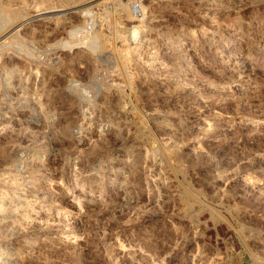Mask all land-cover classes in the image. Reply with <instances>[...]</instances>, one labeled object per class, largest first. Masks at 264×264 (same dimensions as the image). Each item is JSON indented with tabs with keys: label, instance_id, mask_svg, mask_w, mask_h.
<instances>
[{
	"label": "rangeland",
	"instance_id": "rangeland-1",
	"mask_svg": "<svg viewBox=\"0 0 264 264\" xmlns=\"http://www.w3.org/2000/svg\"><path fill=\"white\" fill-rule=\"evenodd\" d=\"M67 5L0 44V264H264V0L0 23Z\"/></svg>",
	"mask_w": 264,
	"mask_h": 264
},
{
	"label": "bare ground",
	"instance_id": "bare-ground-1",
	"mask_svg": "<svg viewBox=\"0 0 264 264\" xmlns=\"http://www.w3.org/2000/svg\"><path fill=\"white\" fill-rule=\"evenodd\" d=\"M91 1H93V0H91ZM77 5H75V6H73V5L72 6H68L67 5L68 7H66V8L58 7V8L43 9V10L42 9L41 10L40 9L39 10L36 9V10L32 11L30 16L26 17L21 22L19 21V17H18V19L16 18L17 20L15 22L3 23V24L0 23V38H4L2 41H0V44L4 43L3 41L5 39H9V38L15 37L18 32H20L21 30H24L25 28H28V26L31 23H37V22L41 23L43 21H45V22L48 21L53 26L55 23L58 22V20L61 17L77 14L79 12L77 10L80 8ZM122 7H124V6H122ZM0 17L2 18L1 15H0ZM0 20H2V19H0ZM54 27H56V26H54ZM0 255H1V253H0Z\"/></svg>",
	"mask_w": 264,
	"mask_h": 264
}]
</instances>
